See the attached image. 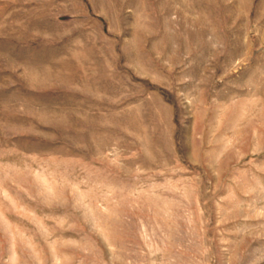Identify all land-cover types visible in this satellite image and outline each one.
<instances>
[{"label": "rangeland", "instance_id": "374dc122", "mask_svg": "<svg viewBox=\"0 0 264 264\" xmlns=\"http://www.w3.org/2000/svg\"><path fill=\"white\" fill-rule=\"evenodd\" d=\"M0 264H264V0H0Z\"/></svg>", "mask_w": 264, "mask_h": 264}]
</instances>
